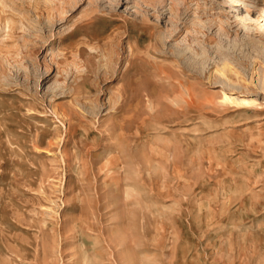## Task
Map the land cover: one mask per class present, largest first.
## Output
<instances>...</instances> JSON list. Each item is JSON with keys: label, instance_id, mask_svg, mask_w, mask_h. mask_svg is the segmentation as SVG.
Listing matches in <instances>:
<instances>
[{"label": "rangeland", "instance_id": "374dc122", "mask_svg": "<svg viewBox=\"0 0 264 264\" xmlns=\"http://www.w3.org/2000/svg\"><path fill=\"white\" fill-rule=\"evenodd\" d=\"M84 263L264 264V0H0V264Z\"/></svg>", "mask_w": 264, "mask_h": 264}, {"label": "bare ground", "instance_id": "6f19581e", "mask_svg": "<svg viewBox=\"0 0 264 264\" xmlns=\"http://www.w3.org/2000/svg\"><path fill=\"white\" fill-rule=\"evenodd\" d=\"M220 72L223 74V76H226V77H229V78H232L233 75H234L232 68H230L228 64H224L222 66V69L220 70ZM221 99H222V101H229V100L233 101L232 97L230 95H228L227 93H225V92L223 93V95H221ZM243 100H245V99H243ZM85 260L84 261L87 262V259H85Z\"/></svg>", "mask_w": 264, "mask_h": 264}]
</instances>
